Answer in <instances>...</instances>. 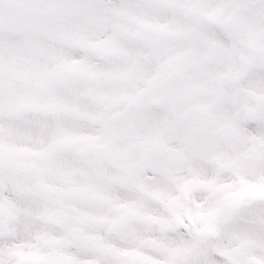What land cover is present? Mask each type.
<instances>
[{
  "label": "snow or ice",
  "instance_id": "6c2138e0",
  "mask_svg": "<svg viewBox=\"0 0 264 264\" xmlns=\"http://www.w3.org/2000/svg\"><path fill=\"white\" fill-rule=\"evenodd\" d=\"M0 264H264V0H0Z\"/></svg>",
  "mask_w": 264,
  "mask_h": 264
}]
</instances>
